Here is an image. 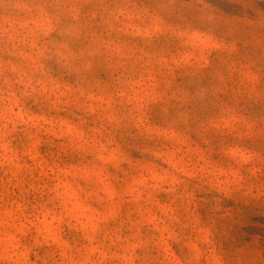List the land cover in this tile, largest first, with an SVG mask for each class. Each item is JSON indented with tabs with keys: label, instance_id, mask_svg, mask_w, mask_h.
Segmentation results:
<instances>
[{
	"label": "rangeland",
	"instance_id": "1",
	"mask_svg": "<svg viewBox=\"0 0 264 264\" xmlns=\"http://www.w3.org/2000/svg\"><path fill=\"white\" fill-rule=\"evenodd\" d=\"M0 264H264V0H0Z\"/></svg>",
	"mask_w": 264,
	"mask_h": 264
}]
</instances>
